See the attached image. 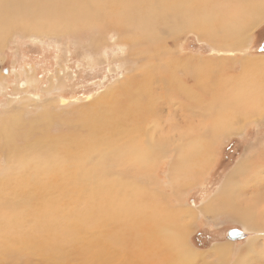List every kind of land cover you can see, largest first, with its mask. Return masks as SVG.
Returning <instances> with one entry per match:
<instances>
[{
    "label": "bare ground",
    "instance_id": "bare-ground-1",
    "mask_svg": "<svg viewBox=\"0 0 264 264\" xmlns=\"http://www.w3.org/2000/svg\"><path fill=\"white\" fill-rule=\"evenodd\" d=\"M93 1L102 4V9H105L106 14L116 15V18L122 21L117 23L125 28V33H129L130 38L137 44L139 40H146L142 38L145 33L151 32L149 23H155V27L162 29L184 22L182 29L203 28L207 30L201 36L214 49L218 47L220 49L221 46L227 49L240 47L246 28L264 18V0H148L145 3H150L145 9L141 0H92V3ZM237 2L246 5L248 3V7L244 11L238 10L235 8L238 5ZM90 5L91 2L86 4L83 0H0V25H6L12 21L27 20L28 22L30 20L35 25L36 31L39 26L41 31L54 29V33H60L69 29L77 21L91 24L86 19H101L102 17L98 18L97 13L90 12L93 9ZM154 50H157V47H154ZM239 65L241 66L239 73L226 75L229 70H233L232 63L224 62L223 64L222 62L209 65L204 61L191 59L188 66L184 65L185 71L192 72L188 78L191 81L190 87L184 82L183 84L178 83L182 79H178V82L171 80L177 97L180 93L184 96L188 95V91L195 88L199 96L207 98L206 101H202L206 102L203 108L197 105L190 106L191 103H187L186 100L185 104L174 100L176 111L182 112L184 116L188 114L190 121L186 120L180 126L182 133L175 140L172 149H176L186 137L192 140H188L183 145L182 158L178 161L175 170L177 177L173 176V183L171 182L175 187L169 194L170 197L180 198L175 177L178 179V189L187 186V183L189 185L200 179L203 180L201 175L207 169L213 156L210 149V143L216 140L212 139L213 137L223 133L239 134L243 126L250 123L264 129V61L245 58ZM143 68L145 72L142 73L137 88L140 97L148 93L150 86L149 69L147 71L145 66ZM211 73L217 74L218 83L211 84L213 78ZM17 86L22 88L23 84L18 82ZM17 86L16 93L25 92L26 94L25 89H18ZM130 87L131 84L126 83L123 86L120 85L118 87L120 90L115 92H122L124 96H127L124 92L129 91ZM108 95L111 96V93L106 91V94L100 96L99 100H95L79 111L84 128L91 130V135L87 139L65 142L67 138L62 132L64 138L61 139L64 140L60 139L61 142L57 140L59 137L56 136L55 139L54 135L46 141L43 140L44 138L40 141L41 137L36 139L40 142L34 140L35 143L30 144L32 148L30 153L36 165L31 166L24 163L31 167L28 166L29 168L25 171H21L19 168H23L21 164L24 159L20 158L22 163L17 162L15 165H21V167L18 166V170L23 173L19 175L16 173L17 176H22L21 179L13 178L7 185L0 184V252L4 248L11 247L16 252H25V256L26 252H31L34 255L47 257L49 260L54 259V264H109L115 259L119 260L120 264H193L207 254L212 255V264H227L228 261L224 260L223 252L225 248H229L228 245L217 244L207 253H198L186 243L187 228L183 217L187 215L191 218L194 215L192 209H183L178 203L173 206L168 205L169 198L167 199L163 192L156 194L150 192L149 194L148 191H142V194H138L139 189L135 185L133 187L121 180H111L112 183L106 186L98 184L83 186L82 176L85 174L79 175L78 168L67 164L70 155L81 153L83 156L99 148L102 149L101 154L99 153L100 159L96 163L99 168L103 164L102 158L115 151L123 153L131 159L132 163L136 164L143 163L148 160V157H152L153 151L148 153L150 155L148 156L141 139L142 115L144 117L145 114L141 106L133 104V110L132 108L119 110L114 103L110 102ZM147 95L150 97L149 93ZM27 96L26 99L31 100L32 98L43 106L42 101L45 99L30 93ZM57 101L60 104L65 103V99L61 97L57 98ZM112 101L115 102L113 97ZM129 101L132 103L131 100ZM20 102L23 103L22 100ZM48 102L50 100H47ZM126 102L128 103V100ZM50 108L44 107L40 112L41 117H47L52 112ZM13 109L15 110L16 106H13ZM7 113L4 110L0 113V139L3 143L0 142L3 145L7 140L10 141V135L12 140L20 136L14 133L20 127V115L13 116L15 115L13 111L12 116H6ZM30 134L28 137L26 135L27 138L25 135L22 137L31 139ZM75 137L74 135L73 138ZM51 140L52 142H49ZM55 144L60 145L59 152L53 147ZM6 145L8 152L13 149L11 144ZM161 147L166 146L161 145ZM185 147L186 151H183ZM52 148L56 149L58 155L53 154ZM259 152L260 149L257 147L251 150L254 155L243 156L226 176L214 200H207L200 209H221V212L227 210L234 213L236 211L231 208H236V201L239 199L240 204L246 207L241 206L238 211L242 214L245 212L244 215H250L253 212L257 216L260 231L264 233L262 231L264 223L258 222L260 217L256 209L261 210L260 216L264 215L262 213L264 212V200L260 199V196L264 195V150L261 154ZM9 153L7 155L11 156ZM17 153L20 156V153ZM7 155L5 154L6 157ZM12 157L16 158L13 155ZM9 161L11 160L8 156ZM148 161L153 163L151 158ZM12 164L10 169L16 168ZM58 171L60 175L56 174L62 177L61 182L58 186H47L51 181L52 183L57 181L59 176L53 173ZM3 172L0 169V176ZM31 176H40L37 180L41 181L40 185L38 182L31 183ZM43 181H46L47 185ZM6 187L10 188L7 190ZM39 188L49 190L55 195L46 199L38 192ZM60 189L63 190L61 193ZM140 197H143L142 200L139 199ZM244 221L248 224L249 218L245 217ZM110 224L113 225L112 230L106 229Z\"/></svg>",
    "mask_w": 264,
    "mask_h": 264
},
{
    "label": "rangeland",
    "instance_id": "rangeland-1",
    "mask_svg": "<svg viewBox=\"0 0 264 264\" xmlns=\"http://www.w3.org/2000/svg\"><path fill=\"white\" fill-rule=\"evenodd\" d=\"M147 1L141 0L144 9L150 3L146 4ZM83 2L86 4L91 2L90 6L93 9L90 12L97 13L98 18H102L98 20L86 19L91 24L77 21L69 29L60 33H54V29L41 31L39 26L36 31L35 25L30 20L28 22H26L27 20L12 21L6 25H0V81L2 82L0 85V113L4 110L6 113L9 112L6 116H12L11 114L14 111L15 115L13 116L18 114L21 117L20 127L17 131H14L15 134L18 133L20 136L12 140L10 135V141L7 140L4 145L0 139L2 142H0V169L4 171L3 175L0 176V184L7 185L13 178L21 179L22 176H17V174L23 173L21 171H25L30 165H36L30 153L32 150L30 144L39 141L36 139L41 137L40 141H42V138L46 141L47 138H53V135L55 139L59 137L57 138L58 141L66 136L65 142H78L87 139L91 135V130L87 127L84 128L79 111L85 109L95 100H99L100 96L109 91L111 93V96L108 95L110 102L114 103L119 110L129 108L133 110V104H138L141 106L143 114L145 112V118L142 115L143 132L141 139L147 149V154L153 151L152 157H148V160L151 158L154 165L148 160H145L147 164L145 162L136 164L132 160L134 164L123 153L115 151L102 158L103 164L99 168L96 163L100 159L102 149L99 148L97 151L83 156L81 153L72 154L73 156H69L67 164L69 163L70 167L78 168L79 175L85 174V176H82L85 184L83 186H90V184L106 186L112 183L111 180H121V182H127L133 187L136 186L139 189L138 194H142V191H148L149 194L150 192L151 194L163 192L166 194L167 199L169 198L168 203L166 202L168 205L173 206L178 203L181 208L194 211L191 218L187 215L183 217V222L187 228L186 243L190 248L198 253H207L217 244L228 245L229 248H225V252H223L224 260L228 261L227 264H264V233L260 231L257 216L253 212L250 215H244L245 212L242 214L238 211L241 206L246 207L240 204L239 199L236 201V208H231V210L236 211L234 213L227 210L221 212V209H200L202 208L201 205H204L207 200H214L226 176L243 156L254 155L251 150L257 147L260 149L259 153L261 154L264 150V129L250 123L244 125L239 134L223 133L220 136L213 137L212 139H216L215 142L210 143L211 155L213 156L207 169L201 175L203 180L200 179L198 182L189 185L187 183V186L178 189L175 170L178 161L182 158L183 145L192 139L186 137L176 149H172L175 140L182 133L180 126L184 121H190L188 114L184 116L182 112L176 111L174 102L185 104L186 100L187 103H191L190 106L197 105L203 108L206 102L202 101H206L207 97L199 96L195 88L190 89L188 95L184 96L180 93L177 97L171 84V80L182 79L181 82H177L180 84L184 82L190 87L191 81L188 78L192 72L190 70L185 71L184 65L188 66L191 59L204 61L209 65L222 62L223 64L224 62L232 63L233 70L228 69L230 73L228 72L226 75L239 73L241 71L239 63L245 58L264 61V18L246 28L242 45L229 48L230 50L225 46L214 49L201 36L207 30L203 28L182 29L184 22L177 23L174 27L173 25L171 27H160L162 29L155 27V23H149L151 32L145 33L142 38L146 40H139L137 44L130 38L129 33H125V28L117 23L122 21L117 19L116 15L106 14L105 9H102V4L96 3V1L92 3V0H83ZM237 4L235 8L241 11L248 7V3L246 5L237 2ZM103 13L104 15H102ZM103 17H105L104 20H102ZM154 47H157V50H154ZM143 66L146 67L147 71L149 69L148 82L150 86L148 93L149 95L152 93L151 98L147 95L148 93L142 97L137 93L138 82L142 78V73L145 72ZM211 74L213 75L211 84L218 83L217 74ZM18 82L23 84L22 88H18ZM126 83L131 84L130 90L124 92L127 96H124L122 92H115L120 90L118 88L120 85L123 86ZM16 86L18 89H25L26 94L25 92L16 93ZM29 93L45 99L46 101H42L44 102L43 106L32 98L31 100L30 98L26 99ZM60 97L65 99L64 104L58 103L57 98ZM112 97L115 102L112 101ZM21 100L23 103L20 102ZM47 100H50V102L47 103ZM129 100L132 103H129ZM156 104L159 105L156 106ZM13 106H16V109L20 106V109L14 110ZM44 107H51L52 112L47 117H41L40 114ZM26 132L31 133L29 137L31 139H26L29 135ZM47 133L51 135L48 136ZM24 135L25 137L27 135V137H22ZM74 135L75 138H73ZM71 138L76 140L74 141ZM63 140L61 139V141ZM49 142H52V140ZM6 143L7 145L11 144L13 152L12 150L9 151L10 153L8 152L5 147ZM13 145L14 147H12ZM161 145L167 148L161 147ZM53 147L58 152L60 151L59 144H55ZM55 148H52L53 154L58 155ZM183 151H186V147ZM17 152L20 153V156ZM4 153L6 155L9 153L11 156L7 155L6 157ZM149 154L148 156H150ZM8 156L11 160L9 162ZM153 156L154 159H152ZM13 158L16 162H13ZM20 158L24 159L23 163ZM31 159L32 163L29 162ZM257 159L259 160V156H257ZM87 161L89 164L85 163ZM17 162L22 163L23 168H19L21 167L19 164V167L15 165ZM24 163L30 165L27 166ZM11 164L17 169H10ZM56 173L60 175L59 171L53 174ZM58 174L56 176H59ZM173 176H176L174 179L176 188L180 192V198L169 196L175 187L171 184V182L173 183ZM31 177V183L38 182V185H40L41 181H37L40 176ZM61 180L62 177L59 176L54 183L51 181L47 185L46 181L43 182L47 186H58ZM9 188L6 187L7 190ZM61 191L63 190L60 189V193ZM38 192L46 199H50L55 195V193L51 194L49 190L45 191L41 188L38 189ZM263 196H260V199L264 200ZM142 198L139 199L142 200ZM256 209L260 217L258 222L264 223V215L260 216L261 210ZM245 217L249 218L248 224L244 221ZM88 226L92 227L91 225ZM108 228L112 230L113 225H107L106 229ZM233 228L244 230L246 238L235 241L227 240L226 232ZM2 254L3 257H1ZM26 254L25 256V252H16L11 247L4 248L0 252V264H49L48 261H51L50 264L55 263L54 259L49 260L45 257L46 260L44 257L34 255L31 252H26ZM115 261L113 260L109 264H120L119 260L115 259ZM212 261V255L207 254L202 259L199 258L193 262V264H212Z\"/></svg>",
    "mask_w": 264,
    "mask_h": 264
},
{
    "label": "water",
    "instance_id": "water-1",
    "mask_svg": "<svg viewBox=\"0 0 264 264\" xmlns=\"http://www.w3.org/2000/svg\"><path fill=\"white\" fill-rule=\"evenodd\" d=\"M226 238L230 241L243 240L246 238V234L240 229L233 228L226 232Z\"/></svg>",
    "mask_w": 264,
    "mask_h": 264
}]
</instances>
